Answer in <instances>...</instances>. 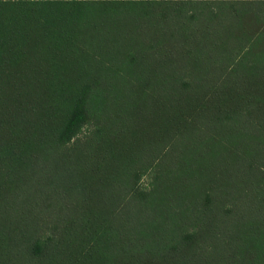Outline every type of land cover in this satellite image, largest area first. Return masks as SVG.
<instances>
[{
  "label": "trees",
  "instance_id": "16d2710c",
  "mask_svg": "<svg viewBox=\"0 0 264 264\" xmlns=\"http://www.w3.org/2000/svg\"><path fill=\"white\" fill-rule=\"evenodd\" d=\"M0 264H264V0H0Z\"/></svg>",
  "mask_w": 264,
  "mask_h": 264
},
{
  "label": "rangeland",
  "instance_id": "374dc122",
  "mask_svg": "<svg viewBox=\"0 0 264 264\" xmlns=\"http://www.w3.org/2000/svg\"><path fill=\"white\" fill-rule=\"evenodd\" d=\"M86 131H88V127L85 126V127L82 129V133H84V132H86ZM143 180H144V183H145V184H147L148 181H149L148 177H147V179L144 178Z\"/></svg>",
  "mask_w": 264,
  "mask_h": 264
}]
</instances>
